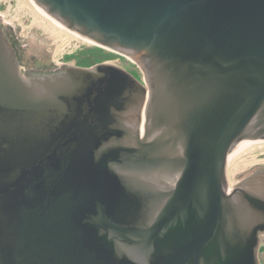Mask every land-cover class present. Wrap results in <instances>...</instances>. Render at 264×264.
Wrapping results in <instances>:
<instances>
[{"label":"water","instance_id":"1","mask_svg":"<svg viewBox=\"0 0 264 264\" xmlns=\"http://www.w3.org/2000/svg\"><path fill=\"white\" fill-rule=\"evenodd\" d=\"M32 1L144 84L0 23V264H260L264 0Z\"/></svg>","mask_w":264,"mask_h":264},{"label":"rangeland","instance_id":"2","mask_svg":"<svg viewBox=\"0 0 264 264\" xmlns=\"http://www.w3.org/2000/svg\"><path fill=\"white\" fill-rule=\"evenodd\" d=\"M0 23L17 24L20 47H27L32 40H38L46 46L50 61L57 65L60 63L75 65V54L84 48L98 46L64 26L57 25L40 12L30 0H0ZM105 50L112 52V58L106 60V63L117 65L128 71L144 84L143 72L132 59L114 51ZM19 65L24 74L27 66ZM260 153H264V148L260 150ZM257 169H264V157L233 159L226 165L227 182L230 185L239 183ZM258 237L257 257L261 263L264 259V231L260 232Z\"/></svg>","mask_w":264,"mask_h":264},{"label":"trees","instance_id":"3","mask_svg":"<svg viewBox=\"0 0 264 264\" xmlns=\"http://www.w3.org/2000/svg\"><path fill=\"white\" fill-rule=\"evenodd\" d=\"M111 53L104 48H100L98 46H90L75 54V65L82 67H91L97 63L105 62L106 60L111 59ZM260 264H264V259Z\"/></svg>","mask_w":264,"mask_h":264},{"label":"bare ground","instance_id":"4","mask_svg":"<svg viewBox=\"0 0 264 264\" xmlns=\"http://www.w3.org/2000/svg\"><path fill=\"white\" fill-rule=\"evenodd\" d=\"M31 2H33L32 0H30ZM33 4L35 5V7L40 11V12H42L45 16H47V17H49L51 20H53V22H55L57 25H59V26H61L62 24H60L57 20H55V19H53V18H51L49 15H47L40 7H38L34 2H33ZM63 26V25H62ZM61 26V27H62ZM71 31V30H70ZM73 32V31H72ZM75 33V32H74ZM75 34H77V33H75ZM78 35V34H77ZM80 36V35H79ZM84 38V37H83Z\"/></svg>","mask_w":264,"mask_h":264}]
</instances>
